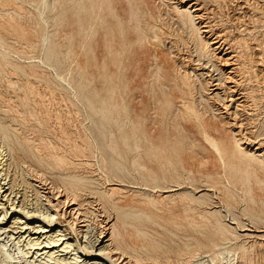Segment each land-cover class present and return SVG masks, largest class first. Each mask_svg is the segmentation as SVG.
<instances>
[{
  "label": "rangeland",
  "instance_id": "374dc122",
  "mask_svg": "<svg viewBox=\"0 0 264 264\" xmlns=\"http://www.w3.org/2000/svg\"><path fill=\"white\" fill-rule=\"evenodd\" d=\"M25 1L0 0V53L3 55L0 54V182L4 181L2 184L8 183L12 190L15 189L12 194L17 208L20 205V209L25 212L57 217V225L64 224L72 237L71 241L81 247L86 244L84 240L95 242L98 237L101 238L102 233H108L109 237L111 230L115 231L110 244L118 245L119 250L114 249L111 254L110 260L113 263L109 260L106 264H264V0H199L204 6V20L210 21L213 28L216 26L214 29L217 34L221 31L220 34L225 35V47L237 43L236 49H229L230 53L236 50L235 53L239 55L241 52L240 62L246 63V67L245 64L241 66L245 67L248 75L245 69L241 75H237L239 83L243 81L241 84L244 86L240 84L242 90L239 91L244 90L246 94L252 89L256 94L251 91V94L247 93V102L250 103L246 102L245 107L236 104L229 107L230 121H233L234 127L238 126L235 128L238 129V137L234 134L236 130H231L228 118H223V122L216 121L217 125L225 129L229 155H232L236 147L235 139L239 138L243 148L259 157L258 162L248 158L247 154L234 152L237 156L233 160L234 168L225 167L218 160L198 124L183 118L181 108L176 109V105L167 106L159 99L165 98L169 90L176 89L179 94L178 87L185 85L181 81L190 79L189 85L195 84L196 89L194 94H188L189 101L206 111V117L219 112L214 107L223 106L221 100H210L207 97V92H211V89H207V78L210 76L207 77V73L214 72L217 78V71H209L202 77L192 72V67L196 69L200 63L207 61L206 55L202 54L205 46L195 43L194 31L181 27L175 21L178 15L172 0H169L170 3L168 0H131L138 13L135 17L130 15L128 0H122L123 4L120 0H114L115 12L119 14L123 28L131 33L127 41L133 42L136 39V17L142 29L140 33H145L142 36L146 38L141 45L136 43L134 47L127 46L116 62L117 67L110 54L111 50L105 45L104 30L91 18L88 4L81 14L80 24L73 14L76 0H73L75 4H70L69 0H46L48 4L43 0H27L29 3L26 1V4L23 3ZM47 6L49 11L46 10ZM40 13H45L43 16L47 18H42ZM60 13L63 16L58 25L59 20L53 18ZM109 19L115 27L114 34L119 33L120 28L116 27L118 19L115 16ZM53 21L57 24H53ZM6 28L10 31L9 35ZM17 29L23 31V35ZM70 31L74 42H70L66 34ZM94 32H97L96 36H93ZM188 32L192 34V39ZM25 33H29V36ZM47 33L48 38H45ZM241 38L246 41L243 42ZM69 42L72 46L68 45ZM238 42H241L240 45ZM115 45L122 46L120 42ZM247 49L249 51L246 52ZM49 51L53 53L50 55ZM154 55H159L158 60L167 66L169 63L171 68L168 74L164 72L166 77L163 74L159 80L153 79L156 69L153 65L156 60ZM178 61L185 65L181 66L183 73L173 68ZM105 64L109 69L104 70ZM139 64L142 69L136 72V65ZM83 68L87 73L83 72ZM111 74L119 81L114 95L111 94ZM245 76L250 77L249 82ZM25 79L29 80L28 83ZM191 80L193 82L190 84ZM177 93L174 96L176 99ZM85 95L92 99L97 108L109 109L112 107L109 105L118 102L119 111H112L108 118H102L99 112L93 110ZM251 95H255V102ZM139 118H145L143 121L145 124L147 122L152 135H162L161 138H155L157 144L163 145L166 142L169 145L168 151L176 148L172 153L173 158L182 155L186 160L185 165L177 163L176 167L169 169L171 166L160 164L154 153L148 151V142L143 139L140 141L143 146L136 149L138 138L134 136L131 124L136 121L139 124ZM111 132H114L116 148L112 144ZM136 132L140 133L139 130ZM213 134L218 136L216 131ZM257 146L258 150L255 149ZM136 153L141 154L146 169L133 164ZM240 155L247 157L255 167L247 168L240 160ZM64 156L70 163H65L67 160H64ZM151 156L153 161L149 160ZM174 161L177 162L176 159ZM112 188L118 192L114 196L103 197ZM172 188L177 189L173 194L172 191L164 192ZM74 193L78 195L74 196ZM71 203L74 204L70 206ZM75 207L72 211L71 208ZM114 208L129 214L118 216L119 211L116 212ZM20 215L24 220V215ZM37 220L31 219V225L43 224ZM112 224L116 226L111 228ZM117 230L122 236H118ZM0 237V243L6 244V251L14 253V256L22 248L25 249L24 241L15 244L18 238L13 241L9 236ZM77 255H81V259H94L86 258L76 248L67 257L72 259L74 256L75 261Z\"/></svg>",
  "mask_w": 264,
  "mask_h": 264
},
{
  "label": "bare ground",
  "instance_id": "6f19581e",
  "mask_svg": "<svg viewBox=\"0 0 264 264\" xmlns=\"http://www.w3.org/2000/svg\"><path fill=\"white\" fill-rule=\"evenodd\" d=\"M7 1H10V0H7ZM16 1H18V0H16ZM27 1V0H26ZM26 1L25 2H23V3H25L26 4ZM43 1H45L46 3H47V1L46 0H43ZM43 1H42V3H43ZM59 1V0H58ZM116 1V0H115ZM120 1H122V0H120ZM125 1V0H124ZM171 1V0H170ZM170 1L168 0V2L170 3ZM21 2H22V0H21ZM44 2V3H45ZM69 2H70V4L72 3V2H74V4H75V1H73V0H69ZM138 2V1H137ZM5 4H6V2H4ZM13 3V2H12ZM20 3V2H19ZM19 3H17V4H19ZM23 3H21V4H23ZM27 3H29L28 1H27ZM42 3H40V4H42ZM43 3V4H44ZM57 3V2H56ZM127 3H129V7H130V15H131V17H135L138 13H137V11L136 10H134V7H136V6H134L133 7V1H131V0H128L127 1ZM135 3H136V1H135ZM139 3H141L140 1H139ZM172 5H174V9H175V12L177 13V20L175 19V21H178L180 24H181V27H187V28H190L191 30H192V32H193V35H194V33L196 34V40H197V42H195L196 44H198V45H201V44H204V46H205V50L203 49L202 50V54L203 55H206V57H207V61L205 62V63H200L199 64V67L198 66H196V69H195V67H192V72L196 75V76H199V77H202V76H204L207 72H209L210 71V73H211V71H213V70H215V71H217V75H218V77L217 78H215V76L213 75V73L212 74H208L207 73V77H208V75H210L208 78H207V89H208V91H209V89H211L210 91L211 92H207V97L211 100V98H216V99H219V100H221V108H219V106L218 107H214L216 110H218L219 112H215V113H213L212 114V116L211 117H206V111H203V110H201L200 108H198V107H196L194 104H191L190 103V101H189V96L190 95H192V94H194V90L196 89V86L194 87V85H193V83L191 84V82H193L192 80L190 81V84L191 85H193V86H191V85H189V80L190 79H188V81L186 82L185 80L184 81H181V82H183L185 85H183V83H182V85L183 86H185V87H183V86H179L178 88H179V90H178V92H179V94L175 91V90H169V92H166V97L165 98H162V97H159V99L161 100V101H164L166 104H167V106L168 105H172V106H177V108L176 109H178V108H181L182 110L181 111H183L182 112V116H183V118L184 117H186V120H190V121H194V123H197L198 124V126H199V130H200V132L202 133V135L205 137L204 139H206L208 142H209V146H211L212 148H213V150L216 152V154H217V157L219 158L218 160H220L222 163H223V165L225 166V167H230V168H234L235 167V164H234V159L237 157L235 154H234V152H236V153H240V154H247V155H249L248 156V158H251L252 160H256V161H258L259 162V157L257 156V155H254V152H252V151H250V150H246L245 148H243L242 147V145H241V143L239 142V138H236L235 140H236V147H235V149L233 150L234 152L232 153V155H229V153H228V145L225 143V140H226V138H227V136L225 135V133H224V130H223V126L222 125H217L216 124V121H219V122H223V118H228L229 120V123L231 124V130L233 131L235 128H237V127H234V125H233V121L231 122L230 121V117L231 116H229L230 114H231V112H229V109L231 108V106L232 105H234V104H236V105H238V106H244L245 104H246V102H247V97H248V92L250 93V91L252 90H250L249 88L250 87H247L250 91H248L246 88H244V89H246L248 92H246V94L245 93H243L244 92V90L241 92V91H239V90H242V89H240L239 88V85L243 82L242 81V79H239V80H241L242 82L241 83H239V81H238V78H237V75H241L243 72H244V70L243 69H245V67H246V63H243L242 62V64H245L244 66V68H242V64H241V62H240V56H241V52L239 53V55H238V53H235L236 52V50H233L231 53H230V48L232 47L233 49L235 48L236 49V42H235V45H233V43L231 44V46H229L228 48L227 47H225V41L227 40L226 39V37H224V36H222V34L223 33H221L220 34V32H219V34H217L216 32H215V27L213 28V25L211 24V22L209 23L208 22V20L207 21H205L204 20V18H205V16H204V11L202 12V7H204L203 6V4H201L200 2H199V0H176V1H174V0H172ZM216 3V2H215ZM9 4H11V3H9ZM16 4V5H17ZM31 4V3H30ZM29 4V5H30ZM48 4V3H47ZM70 4L68 5V6H70ZM87 4H88V6H89V9H90V16H91V18H93L94 19V21L96 22V23H99V25H101V27L103 28V36L105 37V45L108 47V49L109 50H111V52H110V54L114 57V65L117 67L118 66V63H116L119 59H120V55H121V53H122V51L124 52L125 51V49H126V47L127 46H129V47H134L135 46V44L136 43H138V45H141V43L142 42H144V39L146 40V38H144L143 39V34H145V33H143V34H141L140 33V31L142 30L141 29V26H140V22H139V19L136 17V18H134L135 19V21H136V24H135V33H136V39H135V41H133V42H131V41H127L128 40V38H129V36H130V32H128V31H126V29H124L123 28V26H124V24H123V22L121 21V20H119V14H117L116 12H115V8H116V6H115V4H114V0H76V4L74 5V7H73V9H75L74 10V12H73V14H75L76 16H77V19H76V21L77 22H79L80 24H81V14L87 9ZM122 4H123V1H122ZM219 4V3H218ZM12 5V4H11ZM20 5V4H19ZM18 5V6H19ZM34 5V4H33ZM62 5V4H61ZM67 5V4H66ZM136 5V4H135ZM170 5V4H169ZM171 5V6H172ZM39 6H41V5H39ZM45 6H46V4H45ZM123 6V5H122ZM127 6V5H126ZM125 6V7H126ZM139 6V5H138ZM209 6H211V5H209ZM11 7V6H10ZM24 7H25V5H24ZM32 7V6H31ZM206 7H207V5H206ZM19 8H20V6H19ZM118 8H119V6H118ZM172 8V9H173ZM212 8V7H211ZM12 9V8H11ZM23 9V8H22ZM39 9H41V8H39ZM44 9H45V7H44ZM61 9H62V7H61ZM122 9V8H121ZM126 9V8H125ZM16 10V9H15ZM31 10V9H30ZM46 10H48L49 11V9H48V6H47V8H46ZM64 10V9H63ZM123 10V9H122ZM129 10V9H128ZM218 10V9H217ZM37 11V10H36ZM44 11V10H43ZM208 11V10H207ZM211 11V10H210ZM27 12V11H26ZM31 12V11H30ZM29 12V13H30ZM120 12H121V10H120ZM174 12V13H175ZM23 13V12H22ZM28 13V12H27ZM46 13H47V11H46ZM123 13V12H122ZM32 14V13H31ZM41 14V13H40ZM45 13H42L41 14V17L42 18H44L45 16H43ZM64 14V13H63ZM66 14V13H65ZM26 15V14H25ZM206 15V14H205ZM209 15V14H208ZM223 15V14H222ZM63 16V15H62ZM62 16H61V13L60 14H58V15H55L54 16V18L53 19H57V20H59V19H61L62 18ZM110 16H115L117 19H118V21H119V23H117V25H116V27H118V28H120V30L118 31L119 33H115L114 34V29L113 28H115L112 24H111V21H110V19H109V17ZM228 16V15H227ZM50 17V16H49ZM16 18V17H15ZM47 17H45V19H46ZM164 18V17H163ZM9 19V18H8ZM7 19V20H8ZM13 19V18H12ZM44 19V20H45ZM65 19H67V18H65ZM159 19V18H158ZM209 19V18H208ZM219 19V18H218ZM14 20V19H13ZM19 19H17V21H18ZM21 20V19H20ZM42 20V19H41ZM49 20H51V19H49ZM56 20V21H57ZM62 20V19H61ZM61 20H59V21H57V23L58 22H61ZM11 21V20H10ZM17 21H15V24H17V25H19L18 24V22ZM24 21V20H23ZM47 21V20H46ZM56 21H53V22H55V23H53V24H57L56 23ZM6 22V21H5ZM17 22V23H16ZM33 22V21H32ZM49 22V21H48ZM65 22V21H64ZM64 22H63V24H64ZM221 22V21H220ZM21 23H22V20H21ZM24 23H26V22H24ZM91 23V22H90ZM93 23V22H92ZM213 23V22H212ZM230 23H231V21H230ZM3 24H5V23H3ZM9 25L11 24V22L10 23H8ZM13 24H14V22H13ZM12 24V25H13ZM47 24V23H46ZM63 24H62V26H63ZM131 24V23H130ZM171 24V23H170ZM180 24H179V26H180ZM221 24V23H220ZM2 25V24H1ZM21 25V24H20ZM58 25H59V23H58ZM113 27H112V26ZM231 25V24H230ZM16 26V25H15ZM15 26H13V27H15ZM24 25L22 24V27H23ZM65 26V25H64ZM63 26V27H64ZM90 26H91V24H90ZM89 26V27H90ZM174 26V25H173ZM235 26V25H234ZM1 27V26H0ZM4 27H6V25L4 26ZM21 27V26H20ZM95 27V26H94ZM170 27V26H169ZM239 27V26H238ZM9 28V27H8ZM11 28H12V26H11ZM15 28H18V26L17 27H15ZM69 28V27H68ZM93 28V27H92ZM174 28V27H173ZM224 28V27H223ZM236 28V27H235ZM1 29V28H0ZM5 29V28H4ZM20 30L22 29V28H19ZM26 29V28H25ZM66 29V28H65ZM182 29V28H181ZM186 28H184V30H185ZM189 29V30H190ZM12 30V29H11ZM18 30V29H17ZM24 30V29H23ZM93 30V29H92ZM175 30V29H174ZM190 30V31H191ZM247 30H248V28H247ZM1 31V30H0ZM6 31H7V35H9V32L10 31H8L7 30V28H6ZM19 31V30H18ZM65 31V30H64ZM69 31V30H68ZM181 31V30H180ZM183 31V30H182ZM181 31V32H182ZM186 31V30H185ZM251 31V30H250ZM2 32H3V30H2ZM5 32V31H4ZM19 32H21V31H19ZM28 32V31H27ZM170 32V31H169ZM184 32V31H183ZM253 32V31H252ZM17 33V32H16ZM15 33V34H16ZM22 33H24L23 31L21 32V33H19V34H22ZM187 33V32H186ZM189 33V32H188ZM1 34V33H0ZM5 34V33H4ZM11 34V33H10ZM12 34H13V31H12ZM18 34V33H17ZM26 35H28L27 33H25ZM67 34V36H68V39L70 40V42H72L73 41V36H72V33H71V31L68 33H66ZM170 34V33H169ZM182 34V33H181ZM23 35V34H22ZM49 34L47 33V35L45 36V38L48 36ZM65 35V34H64ZM97 35V32H94L93 33V36H96ZM174 35V34H173ZM173 35H170V36H173ZM189 35H191V39H192V34L191 33H189ZM3 36V35H2ZM25 36V35H24ZM29 36V35H28ZM31 36V35H30ZM146 36V35H145ZM184 36H185V34H184ZM183 36V37H184ZM233 36V35H232ZM236 36V35H235ZM244 36V35H243ZM15 37H17V35L15 36ZM23 37V36H22ZM224 37V38H223ZM248 37V36H247ZM26 38V37H25ZM28 38V37H27ZM27 38H26V40H27ZM44 38V39H45ZM48 38V37H47ZM163 38H165V37H163ZM245 38V37H244ZM17 39V38H16ZM30 39V38H29ZM72 39V40H71ZM142 39H143V41H142ZM166 39V38H165ZM173 39V38H172ZM194 39V38H193ZM238 39H239V37H238ZM242 39V38H241ZM34 40V39H33ZM47 40V39H46ZM243 40V39H242ZM242 40H241V42H242ZM1 41H2V39H1ZM20 41H21V39H20ZM27 41H29V40H27ZM31 41V40H30ZM193 41V40H192ZM237 41V40H236ZM246 41V40H245ZM244 40H243V42H245ZM50 42V41H49ZM70 42L68 43V45H70ZM74 42V41H73ZM94 42V41H93ZM117 42H120L121 44H122V46H116L115 44L117 43ZM164 42V41H163ZM174 42H175V40H174ZM230 42H232V41H230ZM240 42V43H241ZM242 42V43H243ZM23 43V42H22ZM28 43V42H27ZM239 43V42H238ZM240 43H239V45H240ZM33 44V43H32ZM67 44V43H66ZM75 44V43H74ZM73 44V45H74ZM174 44V43H173ZM230 43H228V45H229ZM245 44H247V43H245ZM244 44V45H245ZM53 45V44H52ZM143 45V44H142ZM189 45V44H188ZM1 46H3L2 44H1ZM29 46V45H28ZM70 46H72V45H70ZM175 46H177L176 44H175ZM202 46V45H201ZM247 46V45H246ZM249 46V45H248ZM26 47V46H25ZM32 47V46H31ZM67 47H69V46H67ZM66 47V48H67ZM75 47V46H74ZM83 47V46H82ZM138 47V46H137ZM200 47V46H199ZM237 47H240V46H237ZM241 47H243V46H241ZM30 48V47H29ZM71 48H73V47H71ZM187 48V47H186ZM190 48V47H189ZM231 48V49H232ZM245 48V47H244ZM246 48H248V47H246ZM22 49H24V48H22ZM26 49V48H25ZM75 49V48H74ZM156 49V48H155ZM180 49V48H179ZM201 49V48H200ZM238 49H240V50H242L241 48H238ZM73 49H71L70 51H72ZM113 50V51H112ZM168 50V49H167ZM176 50V49H175ZM23 51V50H22ZM48 51V50H47ZM75 51H76V49H75ZM155 50L153 49V52H154ZM161 51H162V49H161ZM173 51V50H172ZM188 51H189V49H188ZM201 51V50H200ZM246 52L247 51H249L248 49L247 50H245ZM244 51V52H245ZM164 52H166V51H164ZM191 52V51H190ZM25 53V52H24ZM53 53V52H52ZM51 53V54H52ZM72 53H73V51H72ZM72 53H70V56L72 55ZM75 53V52H74ZM155 53V52H154ZM153 53V54H154ZM161 53V52H160ZM250 53V52H249ZM1 55H2V53H0ZM49 54H50V51H49ZM49 54H47L48 56H49ZM50 54V55H51ZM163 54V53H162ZM251 54H252V52H251ZM260 55V54H259ZM3 56V55H2ZM53 56V55H52ZM74 57H75V55H73ZM155 56V55H154ZM167 56V55H166ZM175 56V55H174ZM192 56V55H191ZM244 56H245V54H244ZM243 56V57H244ZM246 56H248V55H246ZM245 56V57H246ZM51 57V56H50ZM72 57V56H71ZM99 57H100V55H99ZM141 57V56H140ZM156 57V60L154 61V63H153V65H155L156 66V69H155V71H154V77H153V79H156V80H159V79H161L162 77H163V74H164V76L166 77V74L164 73V72H167V74L169 73V71H170V67H169V63H168V66L167 65H164L161 61H159L158 60V57H159V55H157V56H155ZM172 57H173V55H172ZM242 57V58H243ZM102 58V57H101ZM163 58V57H162ZM181 58V57H180ZM100 59V58H99ZM150 59V58H149ZM175 59H177V58H175ZM2 60H5L4 59V57H2ZM143 60V59H142ZM141 60V61H142ZM150 60H152V58L150 59ZM164 60V59H163ZM191 60V59H190ZM190 60H188V63H189V61ZM244 59H242V61H243ZM249 60V59H248ZM140 61V60H139ZM169 61V60H168ZM168 61H166V62H168ZM175 61V60H174ZM183 61V60H182ZM185 61V60H184ZM258 61V60H257ZM143 62V61H142ZM170 62V61H169ZM245 62V61H244ZM255 62V61H254ZM261 62V61H260ZM78 63V62H77ZM140 63V62H139ZM149 63V62H148ZM147 63V64H148ZM192 63V62H191ZM259 63V62H258ZM1 64V63H0ZM82 64V63H81ZM152 64V63H151ZM190 64V63H189ZM189 64H187V65H189ZM210 64V65H209ZM251 64V63H250ZM170 65H172L171 63H170ZM175 66L173 67L174 69H177V71H180L181 70V66L182 67H184L185 65H184V63L183 62H179L178 61V63H176V64H174ZM209 65V66H208ZM252 65H253V63H252ZM83 66H84V64H83ZM137 66V68H136V72H139V71H141V69H142V65L141 64H139V65H136ZM154 66V67H155ZM114 67V66H113ZM198 67V68H197ZM210 67H212V70L210 69ZM255 67V66H254ZM79 68L80 69H82L81 68V66H79ZM103 68H104V70L105 69H109V66L108 65H104L103 66ZM189 68V66L188 67H186L184 70H185V72H184V75H186V73H187V69ZM154 68H152V70H153ZM19 70V69H18ZM31 70V69H30ZM205 70H207V71H205ZM249 70V69H248ZM33 71V70H32ZM37 71V70H36ZM145 71V70H144ZM182 71V70H181ZM16 72V71H15ZM83 72H85V73H87V70L86 69H84L83 68ZM135 72V73H136ZM246 72H248V71H246V69H245V73ZM19 73V72H18ZM24 73V72H23ZM133 73V72H132ZM143 73H145V72H143ZM182 73H183V71H182ZM20 74H21V72H20ZM142 74V73H141ZM247 75H248V73H246ZM245 74V75H246ZM140 75V74H139ZM144 75V74H143ZM171 75V74H170ZM188 75V74H187ZM246 75V76H247ZM102 76V75H101ZM138 76V75H137ZM136 76V77H137ZM147 76V75H146ZM168 76V75H167ZM173 76V75H172ZM244 76V75H243ZM242 76V77H243ZM246 76H245V78H246ZM139 77V76H138ZM171 77V76H170ZM241 77V76H240ZM110 78H111V80H110V85H111V90H112V92H111V94L112 95H114L115 94V92H116V89L119 87V81H118V79H116V78H114L113 76H112V74L110 75ZM144 78V77H143ZM176 78H178L177 76H176ZM180 78V77H179ZM187 78H189V77H187ZM205 78V77H204ZM248 78H250L249 76H248ZM248 78H246V79H248ZM256 78H257V76H256ZM115 79V80H114ZM171 79V78H170ZM246 79H244V81H246V83H247V80ZM24 80V79H23ZM26 81H27V83H28V81L29 80H27V79H25ZM142 80V79H141ZM146 80V79H145ZM180 80H182V79H180ZM256 80V79H255ZM258 80V79H257ZM26 81H24V82H26ZM248 82H249V79H248ZM27 83H25L24 85L26 86V84ZM245 83V82H244ZM210 86H212L211 88L209 87V85ZM250 84V83H249ZM253 84V83H252ZM31 85V84H30ZM108 85V84H107ZM180 85V84H179ZM242 85V84H241ZM206 86V85H205ZM205 86H204V88H205ZM243 86V85H242ZM247 86H249V85H247ZM28 87H29V85H28ZM192 87V88H191ZM244 87V86H243ZM246 87V86H245ZM252 87V86H251ZM254 87V86H253ZM30 88V87H29ZM171 88V87H170ZM78 89V88H77ZM29 89H27V91H28ZM34 90V89H33ZM107 90H109V87H108V89ZM78 91V90H77ZM204 91V90H203ZM29 92H31V90H29ZM109 92V91H108ZM150 92V91H149ZM251 92H253V91H251ZM34 93H35V91H34ZM77 93V92H76ZM110 93V92H109ZM108 93V94H109ZM148 93V92H147ZM178 94V98L176 99V97H174L175 96V94ZM205 93V92H204ZM236 93L237 94H239L240 93V95H236ZM254 94H255V91L253 92ZM31 94V93H30ZM74 94V93H73ZM151 94V93H150ZM152 94H153V92H152ZM152 94H151V96H152ZM188 94H189V96H188ZM198 94V93H197ZM251 94V93H250ZM147 95V94H146ZM154 95V94H153ZM236 95V96H235ZM256 95V94H255ZM255 95L253 96V95H251L252 97H254V98H252L251 96H249V97H251L252 99H254V102L257 100L256 99V97H255ZM263 95V94H262ZM156 96V95H155ZM33 97V96H32ZM85 97H86V99H87V101H88V103L91 105V107L93 108V110L95 111V112H99L100 113V115H101V117L102 118H108L109 117V114L110 113H112V111H119V103L118 102H115V103H113V104H111V105H109V106H112L111 108H109V109H107V108H104V107H101V108H97V107H94V105H93V102H92V99H90L88 96H86L85 95ZM112 97H114V96H112ZM198 97V96H197ZM27 98V97H26ZM213 99V100H214ZM256 99V100H255ZM179 100V101H178ZM251 100V99H250ZM181 101V102H180ZM208 101V100H207ZM252 101V100H251ZM261 101V100H260ZM35 102V101H34ZM211 102V101H210ZM248 103V102H247ZM250 103V102H249ZM248 103V104H249ZM252 103V102H251ZM257 103V102H256ZM215 104V103H214ZM219 104V103H218ZM252 104H254V103H252ZM247 105V104H246ZM255 105V104H254ZM136 106V105H135ZM238 106H237V108H238ZM230 107V108H229ZM233 107V106H232ZM245 107V106H244ZM40 108V107H39ZM154 108V107H153ZM156 108V107H155ZM222 108L224 109L223 111H220V110H222ZM122 109H125V107H122ZM244 109V108H243ZM23 111V110H22ZM260 111V110H259ZM158 112V111H157ZM40 113V112H39ZM154 113V112H153ZM184 113V114H183ZM233 113H234V111H233ZM158 114V113H157ZM255 114V113H254ZM185 115V116H184ZM258 115V114H257ZM141 116V115H140ZM181 116V115H180ZM182 116H181V118H182ZM209 116V115H208ZM238 117V116H237ZM250 117V116H249ZM158 118V117H157ZM183 118H182V120H183ZM145 119V118H144ZM143 119V120H144ZM180 119V118H179ZM253 119V118H252ZM143 120H141L140 118L138 119V121H139V124L137 123V121L136 122H133L132 124H131V127H132V129L134 130V136H136L137 138H138V140H137V142L135 143V147H136V149H138V148H140V147H142L143 146V144H140V141L143 139L144 141H146V142H148V147H147V149H148V151L149 152H153L154 153V156L156 157V160H158L159 161V163L160 164H162V165H168V166H171V168H169V169H173L172 167H176V165H177V163H181V164H183V165H185V159L182 157V155H179V156H177V158H173V151H175L176 150V148H173V149H171L170 151H168V144L166 143V142H163V145H161V144H157V142L155 141L156 139L155 138H161L162 137V135H160V134H154V135H152V132H150L149 131V127H148V125H146L147 124V122H146V124L144 123V121ZM159 120V119H158ZM225 120V119H224ZM240 120V119H239ZM249 120V119H248ZM247 120V121H248ZM153 121V120H152ZM244 121V120H243ZM243 121H241L242 123H243ZM254 121V120H253ZM154 122V121H153ZM157 122V121H156ZM183 122V121H182ZM159 122H157V124H158ZM236 123H237V121H236ZM239 123V122H238ZM237 123V124H238ZM246 123V122H245ZM255 123V122H254ZM137 124L139 125V126H137ZM181 124V123H180ZM247 124V123H246ZM252 124V123H251ZM226 125H229V124H227V122H226ZM172 126V125H171ZM230 126V125H229ZM152 127V126H151ZM155 128V127H154ZM154 128H153V130H154ZM226 128V127H225ZM161 129V128H160ZM172 129V128H171ZM170 129V130H171ZM253 129V128H252ZM136 130L138 131H140V133L138 134L137 132H136ZM229 130V129H228ZM236 130V129H235ZM155 131H156V129H155ZM175 131V130H174ZM213 131H216V132H218V136H216V135H214L213 134ZM226 133H227V131H225ZM233 133V132H232ZM236 136L239 134L238 133V129L236 130V132L234 133ZM252 134V133H251ZM111 135H112V137H113V140H112V144H113V146L116 148V141L114 140V132H111ZM175 135V134H174ZM182 135V134H181ZM228 135V134H227ZM235 136V137H236ZM172 137H173V135H172ZM238 137V136H237ZM176 138V137H175ZM205 140V141H206ZM252 140V139H251ZM167 141H169V139L167 140ZM7 143V142H6ZM118 144V143H117ZM127 144V143H126ZM3 145V144H2ZM244 145V144H243ZM258 148H259V146H257V147H255V149H257L258 150ZM99 149V148H98ZM187 150H189V149H187ZM209 150V149H208ZM61 151V150H60ZM190 151V150H189ZM260 151V150H259ZM186 153V152H185ZM197 153H199V152H197ZM1 154V153H0ZM214 154V153H213ZM82 155V154H81ZM201 155V154H200ZM61 156V155H60ZM150 156V155H149ZM70 157V156H69ZM235 157V158H234ZM0 158H2L1 156H0ZM59 158H61V157H59ZM95 158V157H94ZM186 158V157H185ZM239 158V157H238ZM247 157H244L243 155L241 156L240 155V160L241 161H243L245 164H246V167L247 168H250V167H255L250 161H249V159H248ZM174 159H176L177 160V162H175L174 161ZM63 160V159H62ZM64 160L66 161L65 163H70L69 161H68V159H66L65 158V156H64ZM150 161H153L154 159H153V157L151 156L150 157V159H149ZM3 161V160H2ZM188 161H189V159H188ZM201 161V160H200ZM63 162V161H62ZM132 162H133V164H136V165H140L141 167H144L145 169L147 168V166H146V162L142 159V157H141V154H135L134 156H133V160H132ZM192 162V161H191ZM202 162V161H201ZM2 163V162H1ZM5 163V162H4ZM189 163V162H188ZM203 163V162H202ZM243 164V163H242ZM222 165V164H221ZM1 167V166H0ZM164 167V166H163ZM166 167V166H165ZM1 169V168H0ZM166 169H168L167 167H166ZM5 170V169H4ZM232 170V169H231ZM9 171V170H8ZM227 171V170H226ZM228 171H229V169H228ZM6 174V173H5ZM10 174V173H9ZM8 174V175H9ZM6 177V176H5ZM115 177V176H114ZM0 180H1V178H0ZM10 180V179H9ZM228 180V179H227ZM19 181V180H18ZM119 181V180H118ZM121 181V180H120ZM4 182V181H3ZM2 182V183H3ZM73 182V181H72ZM76 182V181H75ZM122 182V181H121ZM1 182H0V236H3V235H5V237H11L12 238V240L14 241V240H16L17 238H18V240L17 241H15V244H18V243H20V241L22 240V241H24V248L26 249H24L23 250V248L21 249V251H20V253L17 255V256H14V253H11V252H8V251H6V249H5V246H6V244H2V243H0V264H14V263H17V264H106L107 262H110L111 260V257H112V252H114L113 250L115 249V251L116 250H119V247H118V245L117 246H111V244H110V242L112 241V236H113V234L115 233V231H112L111 230V235L109 236V237H107L108 236V233L107 234H104V233H102V235H100L101 236V238L99 239V237L95 240V242L94 241H92L91 239H89V240H84L85 242H86V246L84 245V246H80L79 244L77 245H75V241L74 242H72L71 241V239H72V237L69 235L70 233L69 232H67L66 231V227H64V224H59V225H57V223H58V220H57V217H55V216H52V217H49L48 215H45L44 214V216H39V215H36V212H34L35 214H33V211H32V213L30 212H28V211H24V210H21L22 208L20 207V205H19V209L17 208L18 206L17 205H15V200H14V195L12 194L13 193V191L15 190V189H11V186H8L7 184L6 185H4V184H2ZM69 183H71V182H69ZM68 183V184H69ZM78 183V182H77ZM9 184H10V182H9ZM12 184V183H11ZM68 184H67V186H68ZM116 184V183H115ZM79 185H81V184H79ZM109 185V184H108ZM130 185V184H129ZM6 186H8V187H6ZM15 186V185H14ZM76 186V185H75ZM82 186V185H81ZM18 187V186H17ZM73 187V186H72ZM72 187H71V189H72ZM77 187V186H76ZM76 187H74L75 189H76ZM77 188H79V187H77ZM82 188V187H81ZM177 188V187H176ZM210 188V187H209ZM213 188H216V187H213ZM219 189V188H218ZM74 190V189H73ZM175 190H177V189H169V190H164V192H167V191H172V194H173V192L175 191ZM208 190H210V189H208ZM212 190H214V189H212ZM76 191H78V190H76ZM158 191V190H157ZM161 191V190H160ZM118 191L116 190V189H113L112 188V190L111 191H106L105 193L106 194H104V196L103 197H111V196H114L116 193H117ZM64 193H65V191H64ZM69 193H70V191H69ZM84 193V192H83ZM121 193V192H120ZM163 193V192H162ZM161 193V194H162ZM178 193H180V192H178ZM251 193V192H250ZM16 194V193H15ZM41 194V193H40ZM75 194L76 193H74V196H75ZM171 194V195H172ZM175 194V193H174ZM182 194V193H181ZM181 194H179V195H181ZM76 195H78V194H76ZM163 195V194H162ZM168 195V194H167ZM170 195V194H169ZM168 195V196H169ZM170 195V196H171ZM220 195V194H219ZM22 196V195H21ZM26 196V195H25ZM40 196V195H39ZM91 196V195H90ZM121 195H119V197H120ZM173 196V195H172ZM176 196V195H175ZM250 196H251V194H250ZM18 197V196H17ZM76 197H78V196H76ZM106 197V198H107ZM118 197V198H119ZM120 198H122V196L120 197ZM176 198V197H175ZM175 198H173V199H175ZM186 198H188V196L186 197ZM220 198V197H219ZM25 199V198H24ZM29 199V198H28ZM73 199H75V198H73ZM112 199H114V198H112ZM117 199V198H116ZM131 199V198H130ZM172 198H170V200H171ZM78 200V199H77ZM118 200L119 199H117L116 201L118 202ZM17 201V200H16ZM21 201H23V199L21 200ZM60 201V200H59ZM114 201V200H113ZM174 201H176V200H174ZM18 202V201H17ZM29 202V201H28ZM51 202V201H50ZM66 202V201H65ZM70 202V201H69ZM89 202V201H88ZM6 203H8V205H5ZM24 203V202H23ZM31 204V203H30ZM32 204H33V202H32ZM64 204V203H63ZM74 203H71V205L70 206H72ZM110 204H112V203H110ZM22 205V204H21ZM67 205V204H66ZM113 205V204H112ZM7 206V207H6ZM34 206V205H33ZM33 206H32V208H33ZM6 207V208H5ZM23 207V209H24V205L22 206ZM56 207V206H55ZM74 207V206H73ZM115 207V206H114ZM7 208H9V209H7ZM21 208V209H20ZM74 209H76V207L75 208H71V210L73 211ZM25 210H28V209H25ZM37 210V209H36ZM35 210V211H36ZM56 210V209H55ZM69 210V209H68ZM85 210V209H84ZM108 210V209H107ZM114 210L116 211V210H118L117 208H114ZM25 213H24V212ZM30 211V210H29ZM81 211V210H80ZM119 211V210H118ZM123 211V210H122ZM79 212V211H78ZM117 212V211H116ZM126 212V211H125ZM120 212L119 211V213L117 214L118 216H121V215H124V214H129L128 212ZM22 214V215H24V220L23 219H21L20 217H21V215L20 214ZM48 213V212H47ZM54 213H56V212H54ZM85 214V213H84ZM54 215H58V214H54ZM78 215V214H77ZM13 217V218H12ZM23 217V216H22ZM13 220H12V219ZM36 218H38V220L37 221H40V222H42L43 224H39L38 225V223L36 224V225H31V222H33V221H31V219H36ZM117 218V217H116ZM12 221H11V220ZM122 219V218H121ZM88 221V220H87ZM121 221V220H120ZM85 224V223H84ZM122 224V223H121ZM115 226H116V224H114ZM115 226H113V224L111 225V228H114ZM122 226H123V224H122ZM124 227V226H123ZM110 228V227H109ZM110 228V229H111ZM254 228V227H253ZM109 229V230H110ZM116 229V228H115ZM117 229H118V227H117ZM261 229V228H260ZM114 230V229H113ZM244 230V229H243ZM242 230V231H243ZM246 230H251V228L250 229H246ZM254 230V229H253ZM118 231V230H117ZM116 231V232H117ZM257 231V230H256ZM122 232V231H121ZM126 232V231H125ZM142 233V232H141ZM262 235H264V234H262ZM118 236H122V235H120V233H119V231H118ZM263 237V236H262ZM123 238V237H122ZM0 239H1V237H0ZM263 239V238H262ZM94 240V239H93ZM104 241V243L102 244V242ZM120 243V242H119ZM102 244V245H101ZM262 244V243H261ZM115 245V244H114ZM20 248V247H19ZM75 248L78 250V252H81L82 254H84V255H86L85 257L86 258H94L93 260H88V259H85V258H83V259H81V258H79V257H81V255H77V257H76V260L74 261L73 260V258H74V256H72L73 258L71 259H68V257H67V254H69V253H71L73 250H75ZM188 249V248H187ZM195 249V248H194ZM200 250V249H199ZM75 253V255H76V252H73L72 254H74ZM184 253V252H183ZM189 253V252H188ZM194 253V252H193ZM193 253L192 254H190V255H193ZM246 253V252H245ZM185 255H188V254H186L185 253ZM219 256V255H218ZM218 256H216V258L218 257ZM32 257H34L33 259H32ZM118 257V256H117ZM131 257V256H130ZM38 258H40V259H38ZM126 258V257H125ZM185 258V257H184ZM187 258H188V256H187ZM216 258L214 259V260H216ZM75 259V258H74ZM98 259H104V260H102V261H99ZM121 259V258H120ZM37 260H38V262H37ZM44 260V261H43ZM73 260V261H72ZM108 260V261H107ZM110 260V261H109ZM128 260H130V259H128ZM158 260V259H157ZM189 260V259H188ZM139 261V260H138ZM191 261V260H190ZM249 261V260H248ZM112 262V261H111ZM158 262V261H157ZM113 263V262H112ZM116 263V262H115ZM127 263V262H126ZM129 263V262H128ZM117 264V263H116ZM137 264H139V263H137ZM189 264H191V262L189 263ZM252 264V263H251Z\"/></svg>",
  "mask_w": 264,
  "mask_h": 264
}]
</instances>
